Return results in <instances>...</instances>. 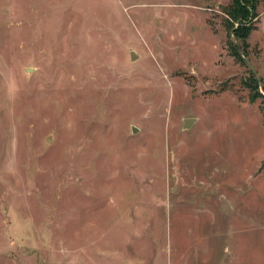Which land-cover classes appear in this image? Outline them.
<instances>
[{
  "label": "rangeland",
  "instance_id": "rangeland-1",
  "mask_svg": "<svg viewBox=\"0 0 264 264\" xmlns=\"http://www.w3.org/2000/svg\"><path fill=\"white\" fill-rule=\"evenodd\" d=\"M230 4L0 0V264H264V0L244 63Z\"/></svg>",
  "mask_w": 264,
  "mask_h": 264
},
{
  "label": "trees",
  "instance_id": "trees-1",
  "mask_svg": "<svg viewBox=\"0 0 264 264\" xmlns=\"http://www.w3.org/2000/svg\"><path fill=\"white\" fill-rule=\"evenodd\" d=\"M258 2L259 0H231L230 6L225 10L226 15L229 17V20H231L230 23L235 24V27L233 25L231 36L235 40H238L236 41L237 44L233 46V54L237 59L242 61V63H244V60L241 58V54H246V40L252 31V21L257 17L256 9ZM230 26L232 27V25ZM250 78L251 82L253 81L254 83V88H252V90L259 97H262L264 102V96L259 93V85L257 80L253 74L250 76ZM262 89L264 90V86Z\"/></svg>",
  "mask_w": 264,
  "mask_h": 264
},
{
  "label": "water",
  "instance_id": "water-1",
  "mask_svg": "<svg viewBox=\"0 0 264 264\" xmlns=\"http://www.w3.org/2000/svg\"><path fill=\"white\" fill-rule=\"evenodd\" d=\"M130 59H131V60H134V59H135L133 53H131V57H130ZM246 64L248 65L250 71H251L252 74L254 75V77H255V79L257 80V82L259 83V88H260V87H261L260 80H259V78H258V76H257V74H256V72H255V70H254V68H253L252 65L249 64L247 61H246ZM30 71H31L30 69H26V72H27V73H29ZM192 123H193V119H185V120L183 121V128H184V129H188V128L191 126ZM132 131L135 132V129H133ZM48 141H49V140H48Z\"/></svg>",
  "mask_w": 264,
  "mask_h": 264
}]
</instances>
